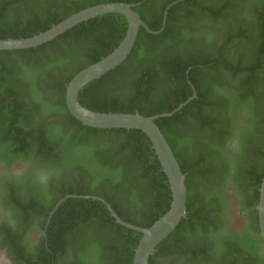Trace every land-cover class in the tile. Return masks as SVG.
Instances as JSON below:
<instances>
[{
	"label": "trees",
	"instance_id": "16d2710c",
	"mask_svg": "<svg viewBox=\"0 0 264 264\" xmlns=\"http://www.w3.org/2000/svg\"><path fill=\"white\" fill-rule=\"evenodd\" d=\"M110 3L133 5L151 32L161 31L171 7L164 29L141 27L128 58L87 85L79 104L152 117L195 92L155 121L185 176L187 199L186 217L149 264H264L256 210L264 174V0H0V40L32 38ZM127 27L124 16L108 14L37 48L0 52V163L31 165L21 192L7 196L15 225L0 229L12 264H132L141 234L84 197L103 199L139 228L169 210L170 186L146 135L84 126L65 103L69 82L117 48ZM228 186L248 220L243 235L224 232Z\"/></svg>",
	"mask_w": 264,
	"mask_h": 264
},
{
	"label": "water",
	"instance_id": "95a60500",
	"mask_svg": "<svg viewBox=\"0 0 264 264\" xmlns=\"http://www.w3.org/2000/svg\"><path fill=\"white\" fill-rule=\"evenodd\" d=\"M170 7L171 6H169L164 13L161 31L164 29L167 10ZM132 8L133 5L124 3L96 5L71 15L49 30L32 38L19 40H0V52L37 48L43 44L51 42L58 36L64 34L66 31L83 22H87L91 19H95L104 15L119 14L125 17L128 24L127 32L119 46L115 48L108 56L79 72L69 82L66 87L65 103L67 110L72 115V117H74L84 126L101 130H138L146 135V137L149 139L151 147L161 166L162 172L167 177L171 191V203L169 210L161 218L155 221L149 228H139L121 220L111 208V206L103 199L97 197H84L86 199L91 198L101 202L117 224L141 234L139 243L134 250L132 264H149V258L155 252L156 247L164 239H166L178 227L182 219L186 217L187 199L185 176L182 174L169 145L156 126L155 121L159 118L171 117L173 114L178 112L188 102L195 98V92L190 99L181 104L171 113L152 117H144L138 113L118 114L93 112L82 107L78 102L79 93L87 85L115 70L128 58L134 47L139 29L141 27L151 34H158L161 32H151L134 13ZM66 198L70 197L68 196ZM65 199H62L56 205L54 211L61 203L65 201ZM256 210L258 213L260 237L264 242V174L259 188V200Z\"/></svg>",
	"mask_w": 264,
	"mask_h": 264
},
{
	"label": "flooded vegetation",
	"instance_id": "af4514ba",
	"mask_svg": "<svg viewBox=\"0 0 264 264\" xmlns=\"http://www.w3.org/2000/svg\"><path fill=\"white\" fill-rule=\"evenodd\" d=\"M31 170V165L25 162H17L7 168L3 163H0V229L4 228L6 225L14 226L15 222L12 219L11 212L8 208L7 204V196L9 193L14 192L15 194H19L21 192V184L24 183L28 178V173ZM39 180H42V175H39ZM30 177V176H29ZM226 195L229 197L230 201L228 203V210L226 213L227 220L229 221V225L225 229L226 235H231L232 233L238 232L239 234L243 235L248 228V220L245 218H241V207L239 204L240 199L235 197L232 192L230 191V187L226 191ZM232 204L236 205L238 210V215L240 217V225L237 227H232V217H231V206ZM252 238H255V235L250 234ZM33 238V237H32ZM29 238L32 244L37 240ZM4 237L0 235V257L5 261L6 264H12L11 261L8 259L7 256V249L4 247L2 243ZM255 246H258L256 244ZM259 254L262 255L264 258V242L259 246Z\"/></svg>",
	"mask_w": 264,
	"mask_h": 264
},
{
	"label": "rangeland",
	"instance_id": "374dc122",
	"mask_svg": "<svg viewBox=\"0 0 264 264\" xmlns=\"http://www.w3.org/2000/svg\"><path fill=\"white\" fill-rule=\"evenodd\" d=\"M236 205L232 204L231 206V217H232V222H231V226L232 227H237L238 225H240V217L238 215V210L237 207H235ZM36 237L34 236L32 239L34 240ZM0 264H6L5 261L3 259H1L0 257Z\"/></svg>",
	"mask_w": 264,
	"mask_h": 264
}]
</instances>
